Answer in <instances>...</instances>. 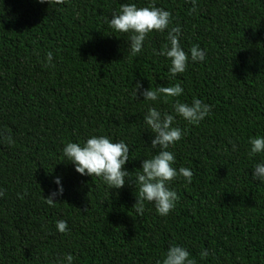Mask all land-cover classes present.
<instances>
[{
  "label": "trees",
  "instance_id": "obj_1",
  "mask_svg": "<svg viewBox=\"0 0 264 264\" xmlns=\"http://www.w3.org/2000/svg\"><path fill=\"white\" fill-rule=\"evenodd\" d=\"M153 3L172 13L189 57L198 45L204 61L189 59L183 74L171 76V61L157 55L169 44L167 30L150 33L131 55L130 34L112 29L110 19L122 4ZM136 83L141 92L179 83L183 94L146 101ZM194 98L212 108L199 125L173 108ZM153 107L176 117L184 135L169 148L173 166L194 173L191 183L178 176L169 184L179 200L166 217L147 201L142 216L133 209L143 160L159 153L144 121ZM92 136L129 146L124 188L80 175L64 156L67 143ZM258 136L264 0H0V264H67V255L73 264H162L173 245L195 264H264V182L252 174L264 153L249 155ZM57 178L64 193L49 206Z\"/></svg>",
  "mask_w": 264,
  "mask_h": 264
},
{
  "label": "clouds",
  "instance_id": "obj_2",
  "mask_svg": "<svg viewBox=\"0 0 264 264\" xmlns=\"http://www.w3.org/2000/svg\"><path fill=\"white\" fill-rule=\"evenodd\" d=\"M39 3L62 5L65 0H38ZM195 4V0H192ZM195 7L191 11H195ZM172 13L158 8L155 3L148 7L138 8L135 4H122L119 13L113 14L110 19V27L117 32L130 34L131 55L135 56L141 53L146 38L153 31L165 32L167 30L168 45H165L163 51L157 55H164L171 61L170 74L175 77L183 74L189 63L204 61L206 52L198 45L190 49L189 54L181 47L180 37L181 28L171 26ZM53 60V54L47 53L49 64ZM138 93L142 94L146 101H157L164 98L167 103L169 98H177L183 94L181 85L159 86L156 89L140 91L143 88L142 83L135 84ZM176 115L183 118L190 124L199 125L208 117L212 111L209 104L194 98L191 104L180 102L179 100L173 105ZM176 117L168 112H161L156 108H149L148 113L144 116V121L154 134L151 140L152 148H159V153L150 159L143 160L142 171L137 176L139 185V196L134 210L139 215L144 213L145 202L153 203L157 213L160 216H168L175 210L179 196L176 191L171 190L169 184L182 176L188 183L192 182L193 171L187 167H180L178 170L173 166L175 156L169 151L171 146L178 143L184 132L174 127ZM10 139V138H9ZM251 145L250 157L264 153V136L253 137L249 140ZM233 150L236 145L233 144ZM130 148L123 142H112L107 136H92L83 145L78 143H67L63 149V154L68 162L75 165V170L80 175L102 177L104 182L112 189H122L126 186V177L129 172L125 165L130 161ZM253 177L264 182V162L257 163L253 169ZM59 187L45 198L49 206H54L58 202V197H62L64 189L60 178L54 181ZM27 193L25 192V195ZM4 196V191L0 190V197ZM23 198V197H21ZM56 227L60 233L68 231V224L64 220H59ZM201 258L209 255L207 250L200 253ZM67 264H73V256L65 257ZM162 264H195L190 258V253L183 247L171 246Z\"/></svg>",
  "mask_w": 264,
  "mask_h": 264
}]
</instances>
